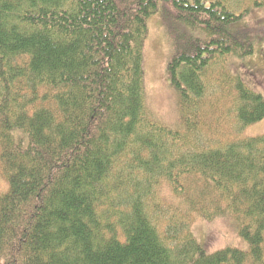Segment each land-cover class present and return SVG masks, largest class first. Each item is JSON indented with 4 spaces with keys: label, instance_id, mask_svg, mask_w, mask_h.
Masks as SVG:
<instances>
[{
    "label": "trees",
    "instance_id": "trees-1",
    "mask_svg": "<svg viewBox=\"0 0 264 264\" xmlns=\"http://www.w3.org/2000/svg\"><path fill=\"white\" fill-rule=\"evenodd\" d=\"M253 8L0 0V264H264V135L242 136L264 97L228 68L255 53L235 28ZM158 13L178 127L147 100ZM218 217L247 250L197 241L194 221Z\"/></svg>",
    "mask_w": 264,
    "mask_h": 264
},
{
    "label": "rangeland",
    "instance_id": "rangeland-1",
    "mask_svg": "<svg viewBox=\"0 0 264 264\" xmlns=\"http://www.w3.org/2000/svg\"><path fill=\"white\" fill-rule=\"evenodd\" d=\"M163 27L164 19L161 13L152 16L148 21L145 46L147 100L157 121L169 127H178L181 119L177 96L169 85L167 65L170 50ZM235 28L250 33L255 53L244 61L232 59L228 68L264 97V9H251L249 15L239 21ZM262 135H264V120L247 127L242 134L243 137ZM3 187L4 182L0 177V188ZM192 233L208 253H215L227 247L245 251L248 247L245 239L240 235L238 224L228 217H218L212 221L198 218L192 225Z\"/></svg>",
    "mask_w": 264,
    "mask_h": 264
},
{
    "label": "bare ground",
    "instance_id": "bare-ground-1",
    "mask_svg": "<svg viewBox=\"0 0 264 264\" xmlns=\"http://www.w3.org/2000/svg\"><path fill=\"white\" fill-rule=\"evenodd\" d=\"M49 228V227H48Z\"/></svg>",
    "mask_w": 264,
    "mask_h": 264
}]
</instances>
